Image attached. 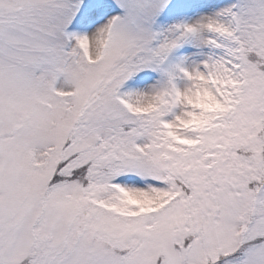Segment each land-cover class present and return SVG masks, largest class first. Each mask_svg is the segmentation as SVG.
<instances>
[{"label":"snow or ice","instance_id":"6c2138e0","mask_svg":"<svg viewBox=\"0 0 264 264\" xmlns=\"http://www.w3.org/2000/svg\"><path fill=\"white\" fill-rule=\"evenodd\" d=\"M0 264H264V0H0Z\"/></svg>","mask_w":264,"mask_h":264}]
</instances>
